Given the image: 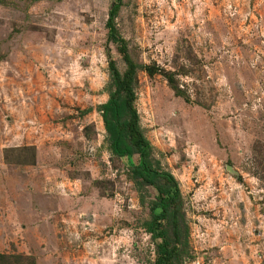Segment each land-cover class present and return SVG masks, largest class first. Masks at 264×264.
Segmentation results:
<instances>
[{
  "label": "rangeland",
  "instance_id": "1",
  "mask_svg": "<svg viewBox=\"0 0 264 264\" xmlns=\"http://www.w3.org/2000/svg\"><path fill=\"white\" fill-rule=\"evenodd\" d=\"M123 1L116 23L133 55L192 70L178 76L191 101L144 70L137 88L142 125L185 197L191 255L264 264V0ZM109 9L0 4V252L36 264L155 260L148 205L128 159L105 148L97 110L108 99ZM25 147L34 164L20 162L32 161Z\"/></svg>",
  "mask_w": 264,
  "mask_h": 264
},
{
  "label": "trees",
  "instance_id": "2",
  "mask_svg": "<svg viewBox=\"0 0 264 264\" xmlns=\"http://www.w3.org/2000/svg\"><path fill=\"white\" fill-rule=\"evenodd\" d=\"M109 2L106 23L109 78L105 85L108 99L97 105L106 130L104 146L112 158L128 159V176L135 185L142 205H148L149 215L143 226L155 245L156 257L153 264H184L186 258H195L191 255L190 224L185 210V197L179 180L163 164V152L151 142L142 125L137 108V88L138 73L144 70L150 76L162 75L176 95L191 101V95L180 86L178 76L188 75L192 70L186 65L178 70H169L155 61L149 64L139 61L116 23L124 1ZM7 3L8 0H0V4ZM112 43L116 45L124 62L123 68L112 53ZM194 102L202 105L199 101ZM86 110L90 111L92 107ZM23 149L32 151V161L20 162L34 164L36 151L29 147ZM135 156H138L137 162L132 160ZM30 258L24 253L0 252V264H36Z\"/></svg>",
  "mask_w": 264,
  "mask_h": 264
},
{
  "label": "built area",
  "instance_id": "3",
  "mask_svg": "<svg viewBox=\"0 0 264 264\" xmlns=\"http://www.w3.org/2000/svg\"><path fill=\"white\" fill-rule=\"evenodd\" d=\"M190 261H191V264H204L203 260L201 261V259L199 257H195L194 259H192Z\"/></svg>",
  "mask_w": 264,
  "mask_h": 264
},
{
  "label": "crops",
  "instance_id": "4",
  "mask_svg": "<svg viewBox=\"0 0 264 264\" xmlns=\"http://www.w3.org/2000/svg\"><path fill=\"white\" fill-rule=\"evenodd\" d=\"M233 225V224H232Z\"/></svg>",
  "mask_w": 264,
  "mask_h": 264
}]
</instances>
